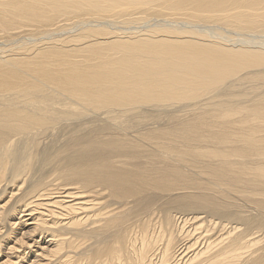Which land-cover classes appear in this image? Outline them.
Here are the masks:
<instances>
[{"label":"bare ground","instance_id":"6f19581e","mask_svg":"<svg viewBox=\"0 0 264 264\" xmlns=\"http://www.w3.org/2000/svg\"><path fill=\"white\" fill-rule=\"evenodd\" d=\"M0 264H264V0H0Z\"/></svg>","mask_w":264,"mask_h":264}]
</instances>
